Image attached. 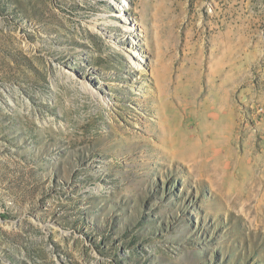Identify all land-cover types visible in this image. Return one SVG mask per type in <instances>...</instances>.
<instances>
[{
    "label": "rangeland",
    "instance_id": "obj_1",
    "mask_svg": "<svg viewBox=\"0 0 264 264\" xmlns=\"http://www.w3.org/2000/svg\"><path fill=\"white\" fill-rule=\"evenodd\" d=\"M0 264H264V0H0Z\"/></svg>",
    "mask_w": 264,
    "mask_h": 264
}]
</instances>
